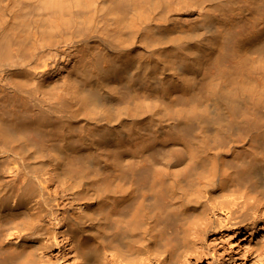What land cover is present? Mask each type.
Masks as SVG:
<instances>
[{
	"label": "bare ground",
	"instance_id": "obj_1",
	"mask_svg": "<svg viewBox=\"0 0 264 264\" xmlns=\"http://www.w3.org/2000/svg\"><path fill=\"white\" fill-rule=\"evenodd\" d=\"M263 215L264 0H0V264H246L206 235Z\"/></svg>",
	"mask_w": 264,
	"mask_h": 264
},
{
	"label": "rangeland",
	"instance_id": "obj_2",
	"mask_svg": "<svg viewBox=\"0 0 264 264\" xmlns=\"http://www.w3.org/2000/svg\"><path fill=\"white\" fill-rule=\"evenodd\" d=\"M263 219L256 222V226L253 228V231L255 230L254 234H250L246 228H242L239 231L238 230H223L221 234L216 232H209L206 235V238L208 239V242L211 244V249H214V247L222 248V245L227 247V250L229 249V252L232 253H246L249 256V262L246 264H250L252 261H255L256 259H262L264 260V255L261 257L262 254H264V246L263 248H258L256 250H250V246L253 242L260 241L264 244V215L262 217ZM92 221L88 219L86 223L90 224ZM193 227V228H192ZM192 231H190V234L192 237H195L197 232L196 225H192ZM196 228V229H195ZM194 229V230H193ZM180 232H184L183 227L180 228ZM195 231V232H194ZM223 234V238L225 239V243H221V235ZM219 235V236H218ZM214 251V250H213ZM224 253V255L227 256V253L225 250L221 251ZM219 252V253H221ZM226 253V254H225ZM260 255V256H258ZM205 264L207 262H204ZM134 264V263H131Z\"/></svg>",
	"mask_w": 264,
	"mask_h": 264
}]
</instances>
